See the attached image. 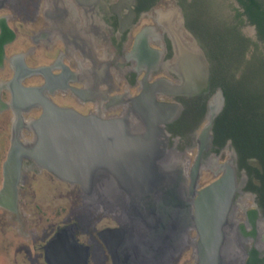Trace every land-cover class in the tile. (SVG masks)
<instances>
[{
  "label": "flooded vegetation",
  "instance_id": "1",
  "mask_svg": "<svg viewBox=\"0 0 264 264\" xmlns=\"http://www.w3.org/2000/svg\"><path fill=\"white\" fill-rule=\"evenodd\" d=\"M53 1L59 8L47 26L40 7ZM182 1L192 2L0 0V32H5L0 69L8 70L2 81H9L15 70L25 73L24 64H47L34 60L37 49H53L57 59L48 75L47 95L66 100L63 107L82 114L127 115L133 120L128 129L135 127L140 136L130 151L137 155L113 164L110 133H104L102 154L88 166L90 187L77 184L92 204L98 203L89 204L88 218L74 215L48 222L33 236L31 247H22L27 264H67L65 257L87 264H264V167L256 157L240 156L231 139L215 141L214 122L225 99L221 86L213 83L221 75L212 80V61L187 26ZM226 3L227 10L220 9L226 24L262 45L255 25L245 14L237 16L243 11L239 1ZM183 32L195 39L209 62L207 88L184 92L151 86L155 81L184 83L178 49L180 41L189 40ZM55 35L59 41L54 44L36 46L41 38ZM45 79L25 74L21 82L40 85ZM145 88L150 94L137 99ZM23 112L34 118L41 110ZM25 169L58 178L29 159ZM227 169L233 171L236 188L220 233L207 244L195 219L197 191ZM203 173H211V179L202 182ZM103 185L105 193L94 200ZM60 230L63 236L55 239Z\"/></svg>",
  "mask_w": 264,
  "mask_h": 264
},
{
  "label": "water",
  "instance_id": "2",
  "mask_svg": "<svg viewBox=\"0 0 264 264\" xmlns=\"http://www.w3.org/2000/svg\"><path fill=\"white\" fill-rule=\"evenodd\" d=\"M4 34L1 28L0 59L4 53ZM179 43L178 53L184 83L176 85L170 81H155L151 83V86L164 87L170 91L179 89L184 92H198L206 89L210 71L204 51L197 45L195 39ZM54 55L53 49L43 52L40 55L41 59L49 63L35 67L24 64L25 73L15 70L14 76L9 81L0 84V107L10 106L13 110L10 143L2 163L0 186V207L11 212H18L19 186L26 159L36 162L40 168L53 172L63 181L80 184L88 190L93 181L89 175L88 166L92 164L94 157L97 158L102 154L100 152L105 132L110 133L113 164L119 163L121 158L137 155L136 152L132 154L130 151L140 136L136 133L135 127L128 129L133 120H129L127 115L105 118L96 114H82L74 108L59 106L47 95L48 75L51 76L50 69L57 59ZM25 74L43 75L46 79L40 85H25L21 82ZM3 87L11 93V99L8 102L1 98ZM150 92V89L145 88L136 98L144 99ZM20 103L23 105H21L22 108L18 107ZM31 107L38 108L41 112L37 117L26 120L23 111H28ZM151 122L155 124V119ZM22 129L31 132L32 137L22 139ZM235 188L233 171L227 169L219 178L197 191L195 219L202 230V235L207 238V244L211 243L212 237L220 233V227L231 205ZM62 236L63 230H60L55 233L54 238L59 239ZM64 259L67 264H87L85 259H81L79 263H74L68 257Z\"/></svg>",
  "mask_w": 264,
  "mask_h": 264
},
{
  "label": "trees",
  "instance_id": "3",
  "mask_svg": "<svg viewBox=\"0 0 264 264\" xmlns=\"http://www.w3.org/2000/svg\"><path fill=\"white\" fill-rule=\"evenodd\" d=\"M238 1L243 11H237V16L245 14L255 25L262 45L227 25L216 0L181 3L187 26L212 61V80L221 75L220 82L213 83L221 86L225 99L214 122L215 141L222 144L231 139L240 156L256 157L264 167V0Z\"/></svg>",
  "mask_w": 264,
  "mask_h": 264
},
{
  "label": "rangeland",
  "instance_id": "4",
  "mask_svg": "<svg viewBox=\"0 0 264 264\" xmlns=\"http://www.w3.org/2000/svg\"><path fill=\"white\" fill-rule=\"evenodd\" d=\"M216 1L220 5V9L225 12L228 6L226 0L225 2L224 0ZM37 26L39 25H29L31 29H36ZM249 29L247 28L246 32ZM183 36L190 41L188 34L183 32ZM41 50L43 49H37V54H40L34 60L45 61L40 57L43 53ZM6 72L8 73L7 68L0 69V84L4 83L2 77ZM29 80L36 81L35 79H27L26 83L30 82ZM120 87L123 88L124 83ZM8 97V89L3 87L1 98L3 101L8 102ZM53 101L59 106L64 105L66 102V100H60L58 97L53 98ZM12 111L10 106L7 108L0 107V186L2 182V163L11 137ZM23 116L26 120L31 119L28 117V112H23ZM30 133L26 129H22L21 138L27 139L26 137ZM211 177V173H203L201 181H209ZM104 193L105 186L103 185L99 187L96 196H92L95 200L96 197L99 198ZM87 197L88 195H84L77 184L52 177L46 171L37 173L34 170H23L19 186L18 212H11L0 207V264H27L28 260L22 247H31L33 236L40 235L48 222L62 218H73L74 215H83V218H88L89 204L93 205L98 202L96 200L92 204V201ZM31 263L33 262L31 261ZM33 264H38V262Z\"/></svg>",
  "mask_w": 264,
  "mask_h": 264
},
{
  "label": "crops",
  "instance_id": "5",
  "mask_svg": "<svg viewBox=\"0 0 264 264\" xmlns=\"http://www.w3.org/2000/svg\"><path fill=\"white\" fill-rule=\"evenodd\" d=\"M58 8H59L58 3L54 2V1L42 3V5L40 7V11H43V13L46 14V18H47L46 25L47 26H49V24H51V25L53 24L52 18L57 13ZM50 15H51V17H50ZM55 36H56L55 38H53L52 36H51V38H41L39 40L38 45H36V46L43 47L44 44L47 45L50 42L54 44L55 42L59 41L58 36L57 35H55Z\"/></svg>",
  "mask_w": 264,
  "mask_h": 264
}]
</instances>
